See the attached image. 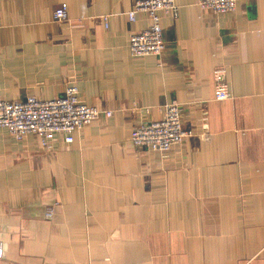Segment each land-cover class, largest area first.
Here are the masks:
<instances>
[{
	"label": "crops",
	"instance_id": "1",
	"mask_svg": "<svg viewBox=\"0 0 264 264\" xmlns=\"http://www.w3.org/2000/svg\"><path fill=\"white\" fill-rule=\"evenodd\" d=\"M136 1L0 0V100L74 84L110 112L46 151L0 129V264H264V0L224 15L174 0L164 51L141 58L128 51L150 24L128 20ZM222 67L230 98L216 100ZM169 103L191 136L135 149L132 129Z\"/></svg>",
	"mask_w": 264,
	"mask_h": 264
},
{
	"label": "built area",
	"instance_id": "2",
	"mask_svg": "<svg viewBox=\"0 0 264 264\" xmlns=\"http://www.w3.org/2000/svg\"><path fill=\"white\" fill-rule=\"evenodd\" d=\"M237 0H197L196 5L214 15H224L234 12ZM66 5L62 4L53 12L57 22L67 21ZM138 13H144L150 24L142 32L131 34L128 40V51L134 58L159 56L165 49L161 15L177 17L174 0H138L133 8L126 13L130 22L135 20ZM107 28L108 18H102ZM227 70L217 68L212 77L215 83L214 98L226 100L230 98L224 76ZM182 109L175 103L166 104L162 110L160 120L141 122L136 125L130 134V143L135 149L146 152L165 153L191 136L184 130L181 122ZM101 114L106 117L110 112L102 113L96 107L86 105L79 97L76 85H69L62 96L52 100L41 101L29 97L24 102L0 100V129L16 142H22L27 136H34L40 149L46 151L52 148V143L60 141L70 145L74 135L89 126ZM52 212H46L45 217L50 219ZM2 246L0 244V258Z\"/></svg>",
	"mask_w": 264,
	"mask_h": 264
}]
</instances>
